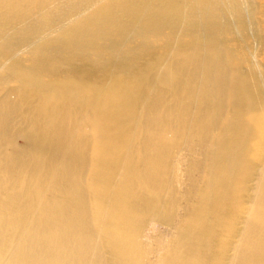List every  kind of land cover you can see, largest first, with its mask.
<instances>
[{"label": "bare ground", "instance_id": "obj_1", "mask_svg": "<svg viewBox=\"0 0 264 264\" xmlns=\"http://www.w3.org/2000/svg\"><path fill=\"white\" fill-rule=\"evenodd\" d=\"M259 6L0 0V264H264Z\"/></svg>", "mask_w": 264, "mask_h": 264}, {"label": "rangeland", "instance_id": "obj_2", "mask_svg": "<svg viewBox=\"0 0 264 264\" xmlns=\"http://www.w3.org/2000/svg\"><path fill=\"white\" fill-rule=\"evenodd\" d=\"M259 3L260 9H264V0H256ZM262 19L264 20V16H262ZM18 144H23V141L21 139L18 140Z\"/></svg>", "mask_w": 264, "mask_h": 264}]
</instances>
